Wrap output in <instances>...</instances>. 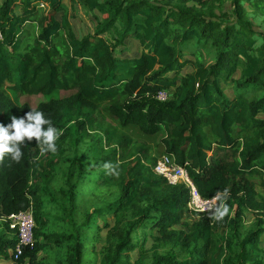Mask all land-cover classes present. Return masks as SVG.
I'll return each mask as SVG.
<instances>
[{"label":"trees","instance_id":"obj_1","mask_svg":"<svg viewBox=\"0 0 264 264\" xmlns=\"http://www.w3.org/2000/svg\"><path fill=\"white\" fill-rule=\"evenodd\" d=\"M77 1L100 13L94 33L82 37L64 0L0 4V124L38 110L61 132L54 153L41 155L32 138L19 160L0 158V257L14 264H91L93 253V264H264V32L254 25L264 18V0L72 6ZM131 38L139 56L122 54ZM186 66L194 71L183 75ZM230 82L233 98L222 86ZM11 91L43 99L19 104ZM132 128L163 136V155L187 162L201 195L217 198L211 211H193L197 218L183 222L189 189L154 171L158 158ZM60 172L64 186L53 192ZM86 181L88 197L80 200ZM28 208L36 242L14 259L17 231L8 217ZM106 212L114 223L101 239L96 217ZM246 212L255 215L249 225ZM140 228H157L150 248L139 241Z\"/></svg>","mask_w":264,"mask_h":264},{"label":"rangeland","instance_id":"obj_2","mask_svg":"<svg viewBox=\"0 0 264 264\" xmlns=\"http://www.w3.org/2000/svg\"><path fill=\"white\" fill-rule=\"evenodd\" d=\"M65 6L68 7V15L70 18V21L72 23V27L76 33V35L78 37H82L88 33H94L95 31V26L97 24V20L95 15L100 16V13L98 11H94V12H90L85 10L80 3L77 1L73 6L71 3V0H64ZM42 7V6H40ZM73 7V8H72ZM44 9L47 8L46 4L43 7ZM63 14V12L59 15L58 17H60ZM254 25L255 27H257V29L261 30L264 32V18L263 17H254ZM27 27V26H26ZM107 38H109V35L106 34L105 35ZM1 37V35H0ZM127 43V49L122 51V54L127 56H139L142 53V47L139 46L138 41H136L135 39L131 38L128 39L126 41ZM120 50H123V48H117V53L120 54ZM186 58L189 59L190 55L188 53H186ZM194 71V68L191 66H186L185 68H183L181 70V74L185 75L187 73H192ZM239 71L234 74L233 79L238 78L239 77ZM223 88L225 89L226 93L228 96H230L231 98L234 97V93H233V83H227V84H222ZM65 93L63 92H55L53 93V97H60L62 95H64ZM11 95L14 97V99L20 104L23 103L24 101H29L31 103V105H36L40 100L43 99V97L38 96V97H20L17 96V94L13 91H11ZM164 96V95H162ZM260 117H264V115H261ZM130 133L132 134V136L137 139L139 142H145L146 144L149 145L151 152L153 155H155L157 158H160L161 155H163L164 152V148L162 145V139L163 136L162 135H154V136H146L144 134H142L139 130L137 129H130L129 130ZM209 155L212 154L211 151L208 152ZM64 166V164H61ZM92 164L90 162H85V169L89 170L90 168H92ZM60 186H64V178L61 175V172L58 174L57 179L53 185V192H55L57 190L58 187ZM87 186V187H86ZM88 186H90V184H88V181H86L82 186H79L78 189V194H79V198L81 199H86L88 197V191L87 189ZM260 191L262 193V195H264V188H260ZM113 201L112 199V195L109 196L108 201L106 202V204H111V202ZM93 210V208H91V211ZM197 217L193 214V211H191L189 208L186 209L185 211V216L183 218V222L184 223H189L191 224ZM255 219V215L252 212H246V217H245V223L247 225L251 224V222H253ZM96 221L98 223V225L100 226L99 234L101 239H103L105 237V234L108 230L107 226L108 225H112L114 223V216L111 212H106L104 215L97 216L96 217ZM175 228H182V229H186L185 225H178ZM157 228L154 229H150V228H140L137 231V237L139 239L140 242H142V244H145V247L150 248L152 245H154L156 243L154 237L157 236L158 232H157ZM260 239L262 241V246H264V234H262L260 236ZM102 246V242H99L97 244V250L100 249V247ZM92 249V245L89 244V250ZM40 257L44 256L43 252H40ZM132 260H136L139 257V253L138 251H134L132 252ZM95 258H96V254L93 253L91 254V256L87 259L88 263L93 264V262H95ZM6 264H13V262H8Z\"/></svg>","mask_w":264,"mask_h":264},{"label":"built area","instance_id":"obj_3","mask_svg":"<svg viewBox=\"0 0 264 264\" xmlns=\"http://www.w3.org/2000/svg\"><path fill=\"white\" fill-rule=\"evenodd\" d=\"M41 6L44 5L42 4ZM165 96V94L160 95L162 99H164ZM154 171L165 177L169 183L174 185L183 184L189 189L190 198L187 206L191 211L205 213L211 211L215 206L217 200L216 197L206 199L196 188L190 177L187 162L180 165L175 162L174 158L162 155L158 158ZM8 219L10 228L17 231V243L15 248L10 252L14 256V259H18L23 253L24 248L33 247L36 242L34 236V229L36 227L34 213L32 208H28L27 210H22L10 215Z\"/></svg>","mask_w":264,"mask_h":264},{"label":"clouds","instance_id":"obj_4","mask_svg":"<svg viewBox=\"0 0 264 264\" xmlns=\"http://www.w3.org/2000/svg\"><path fill=\"white\" fill-rule=\"evenodd\" d=\"M47 125V127H43ZM61 135V132L52 126L41 111H33L25 114L23 118L11 117V123L7 125L0 124V158L7 153L13 160H19L21 156V145L26 140L36 139L40 149V154L45 152L54 153L56 151L55 141ZM105 168L110 165L105 163ZM227 193L225 192V196ZM228 211L226 205L216 209V218H222Z\"/></svg>","mask_w":264,"mask_h":264},{"label":"crops","instance_id":"obj_5","mask_svg":"<svg viewBox=\"0 0 264 264\" xmlns=\"http://www.w3.org/2000/svg\"><path fill=\"white\" fill-rule=\"evenodd\" d=\"M2 1L3 0H0V4L2 3ZM139 43V42H138ZM139 46H140V44H139ZM127 56H129V55H127ZM8 262H13V260L10 258V259H4V258H2V257H0V264H6V263H8ZM13 264H14V262H13Z\"/></svg>","mask_w":264,"mask_h":264}]
</instances>
